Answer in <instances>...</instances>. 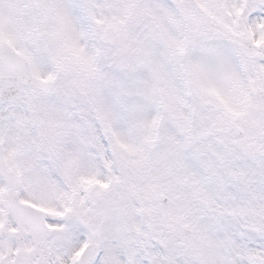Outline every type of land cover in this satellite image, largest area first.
<instances>
[{
	"label": "snow or ice",
	"instance_id": "6c2138e0",
	"mask_svg": "<svg viewBox=\"0 0 264 264\" xmlns=\"http://www.w3.org/2000/svg\"><path fill=\"white\" fill-rule=\"evenodd\" d=\"M0 264H264V0H0Z\"/></svg>",
	"mask_w": 264,
	"mask_h": 264
}]
</instances>
